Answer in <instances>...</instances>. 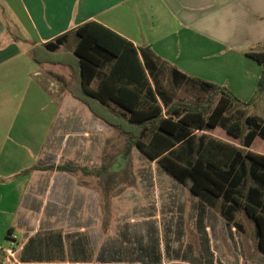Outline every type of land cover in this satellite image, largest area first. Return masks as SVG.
I'll return each mask as SVG.
<instances>
[{
	"label": "crops",
	"instance_id": "obj_1",
	"mask_svg": "<svg viewBox=\"0 0 264 264\" xmlns=\"http://www.w3.org/2000/svg\"><path fill=\"white\" fill-rule=\"evenodd\" d=\"M88 20L149 45L168 73L175 66L242 101L262 71L244 52L264 41V0H0V264H264L254 222L246 229L242 212L240 227L217 220L197 196L193 229H140L124 244L115 237V196L105 213L86 174L56 168L70 158L69 132L55 137L53 128L70 125L67 107L88 109L69 91L78 65L73 30ZM66 33L57 48L46 46ZM92 117L102 130L106 122Z\"/></svg>",
	"mask_w": 264,
	"mask_h": 264
},
{
	"label": "trees",
	"instance_id": "obj_2",
	"mask_svg": "<svg viewBox=\"0 0 264 264\" xmlns=\"http://www.w3.org/2000/svg\"><path fill=\"white\" fill-rule=\"evenodd\" d=\"M73 31L78 65L69 91L108 125L128 134L122 157L127 160L136 146L204 206L217 208L228 224L240 227L235 215L246 214L255 224L257 247L264 252V154L250 150L256 137L264 139V103L262 115L244 110L264 98V41L244 52L262 66L249 100L242 101L225 86L188 76L172 66L173 85L189 83L209 92L205 101L181 104L173 100L162 81L166 62L149 45L137 47L94 20L83 22ZM66 36L62 34L46 46L55 49ZM95 80L97 84L92 86ZM214 96H218L216 101ZM235 104L241 106L234 111L238 116L226 117L225 112ZM219 125L228 134L241 137V144L208 133ZM116 160L108 165L101 163L98 169H81L100 182L112 180ZM56 168L72 172L78 167L64 162ZM110 197L102 194L105 213Z\"/></svg>",
	"mask_w": 264,
	"mask_h": 264
},
{
	"label": "rangeland",
	"instance_id": "obj_3",
	"mask_svg": "<svg viewBox=\"0 0 264 264\" xmlns=\"http://www.w3.org/2000/svg\"><path fill=\"white\" fill-rule=\"evenodd\" d=\"M162 81L176 103L205 101L209 96V92L201 91L198 86L193 87L189 83H183L179 86L173 85L170 73L166 69L163 70ZM217 98L218 96H214L213 100L216 101ZM263 103L264 98L260 97L256 103L244 108L245 113L261 115ZM71 105L76 107L73 101ZM84 106L82 112L67 107L70 110V125L64 126L61 131L53 128L52 134L58 137L69 132L66 137V152L70 158L67 159L66 163L71 162L78 167L72 171L73 176L84 175L85 173L81 169L83 167L98 169L101 163L108 165L118 157L112 164L115 170L112 180L106 178L104 182H100L95 175L86 174L89 184L95 187L101 196L102 194L103 196H115V237L125 244L127 235H132L140 229L165 232L167 229L174 230L181 224L185 230L193 229L195 219L193 214L196 209V205L193 207V204L198 200L196 195L166 171L158 168L159 165L147 158L136 146L132 147L127 160L123 158L121 154L129 138L128 134L114 129L106 123H104L105 127L100 130L95 125L97 118L92 117V113ZM236 108H241V106L235 104L225 112V116H238L234 112ZM51 109L49 111L44 108L41 112L46 114L50 112V115L55 116L58 109ZM84 110H87L89 117L85 122L83 120L80 122L79 115L80 113L84 114ZM98 121L101 122L99 119ZM51 127L49 126V128ZM84 130H87L88 133L84 134ZM43 131L44 128L41 126V132ZM208 133L233 144H241V137L228 134L220 125ZM103 136L104 147L101 146L99 140V137ZM250 150L264 154V139L257 137ZM210 210V213L216 214L217 220H222L217 208ZM239 220L244 222L246 229H251L253 220L250 217L246 219L242 212L239 215ZM129 232L133 233L130 234ZM246 234H248V230ZM191 251L193 254L194 251ZM185 253L189 255L188 251Z\"/></svg>",
	"mask_w": 264,
	"mask_h": 264
},
{
	"label": "built area",
	"instance_id": "obj_4",
	"mask_svg": "<svg viewBox=\"0 0 264 264\" xmlns=\"http://www.w3.org/2000/svg\"><path fill=\"white\" fill-rule=\"evenodd\" d=\"M7 254H8V256H9V258H10V260L9 261H11V258H12V256H13V252H12V250H11V247H9V249H7Z\"/></svg>",
	"mask_w": 264,
	"mask_h": 264
}]
</instances>
